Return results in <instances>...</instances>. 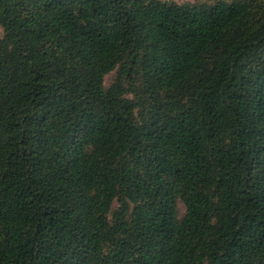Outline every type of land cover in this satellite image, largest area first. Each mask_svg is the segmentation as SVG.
<instances>
[{"label":"trees","instance_id":"obj_1","mask_svg":"<svg viewBox=\"0 0 264 264\" xmlns=\"http://www.w3.org/2000/svg\"><path fill=\"white\" fill-rule=\"evenodd\" d=\"M0 28V264H264V0H0Z\"/></svg>","mask_w":264,"mask_h":264},{"label":"rangeland","instance_id":"obj_2","mask_svg":"<svg viewBox=\"0 0 264 264\" xmlns=\"http://www.w3.org/2000/svg\"><path fill=\"white\" fill-rule=\"evenodd\" d=\"M2 33V29L0 28V34ZM112 79H113V76H110L109 78H108V81H107V83H109L110 81H112ZM181 210H182V212H184L185 211V208H184V206H181Z\"/></svg>","mask_w":264,"mask_h":264}]
</instances>
